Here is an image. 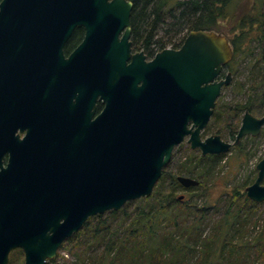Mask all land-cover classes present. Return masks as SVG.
<instances>
[{"label": "water", "instance_id": "1", "mask_svg": "<svg viewBox=\"0 0 264 264\" xmlns=\"http://www.w3.org/2000/svg\"><path fill=\"white\" fill-rule=\"evenodd\" d=\"M132 8L130 0L0 1V264L14 249L24 264H46L88 218L148 198L185 139L204 156L260 135L264 115L248 110L233 141L201 135L232 80L230 71L220 77L233 56L225 34L189 31L180 47L136 68L126 65ZM75 28H83V40L64 58ZM28 58L46 66L38 97L66 112L54 137L19 140L15 132L10 70ZM96 100L104 106L93 118ZM255 167L245 193L262 203L264 156ZM176 180L184 188L199 184Z\"/></svg>", "mask_w": 264, "mask_h": 264}, {"label": "trees", "instance_id": "2", "mask_svg": "<svg viewBox=\"0 0 264 264\" xmlns=\"http://www.w3.org/2000/svg\"><path fill=\"white\" fill-rule=\"evenodd\" d=\"M130 1L138 44L155 38L154 45L164 47L165 38L171 36L176 49L189 31L213 30L225 34L232 45L228 71L236 73L238 62L247 60L246 81L233 84L244 100L216 103L214 126L208 130L234 140L244 112L264 115V0ZM223 24L227 30H222ZM189 153L177 172L166 171L170 162L161 170L148 198L88 218L62 242L60 248L68 245L73 259L60 264H264V202L250 201L245 193L254 180L234 184L212 199L214 166L223 154L202 156L191 147ZM182 175L199 184L184 188L176 180ZM179 190L183 193L177 195ZM9 258L8 264H24L20 249L11 251ZM46 264H58L57 259Z\"/></svg>", "mask_w": 264, "mask_h": 264}, {"label": "flooded vegetation", "instance_id": "3", "mask_svg": "<svg viewBox=\"0 0 264 264\" xmlns=\"http://www.w3.org/2000/svg\"><path fill=\"white\" fill-rule=\"evenodd\" d=\"M132 30L133 24H131L130 37L128 38L130 51L126 65H134L136 68H142L143 63H152L156 58V54L165 48L174 49L171 45V36L165 38L164 47L154 45L155 38L150 41L146 39L140 45L137 43ZM83 33V28H75L68 36V39L64 42L61 49L64 58L68 57L82 42ZM121 35H118L119 38L122 37ZM15 63L10 70V75L13 89L12 109L14 111V120L17 122L15 132L18 139H24L27 134L34 136V138L43 133L52 137L56 134H61L65 127L66 112L62 111L59 104V107L50 105L48 98L38 97L41 94L38 87L42 86L41 79L43 78V71H45L46 66L36 58H28ZM153 72L154 70H152ZM151 75L149 74L147 76L150 77ZM223 75L224 71L220 77L223 78ZM94 106L93 118L99 114V111L104 105H102L101 101L96 100ZM69 112L71 115H74L72 109ZM7 160L8 156L5 155L3 157V163H6Z\"/></svg>", "mask_w": 264, "mask_h": 264}, {"label": "rangeland", "instance_id": "4", "mask_svg": "<svg viewBox=\"0 0 264 264\" xmlns=\"http://www.w3.org/2000/svg\"><path fill=\"white\" fill-rule=\"evenodd\" d=\"M166 27L168 29L169 25ZM224 29H228V26L226 24H223L222 30ZM228 70L229 69L226 68L223 71L225 73ZM231 72L232 80L230 84H228L227 86H223L221 94L216 99L217 104H222L224 102L235 103L244 100L243 95L234 90L233 84L236 81H246L247 60L245 59L239 61L236 67V73L233 74V71ZM211 120L212 119L210 118L207 126L211 124V126L213 127L214 125H212L213 123H211ZM207 126L203 129L201 133L203 137L215 134V132H213V128H210V130H208ZM250 137L251 136L248 135V137L246 136L242 138L239 142L240 149H238L237 144V146L232 147L228 152H226V154H223V157L217 160V162L215 163L214 177L216 178V181L213 183V186L210 189V197H212V199L221 195L223 192H225L224 190H228L234 184H239L246 179L255 180L257 173L255 165L260 160L261 156H263L264 154V127H262L261 129L260 135L257 136L254 140H251ZM221 138L225 141H233L232 138L226 133L221 135ZM188 146L189 145L185 139L178 146L174 147L170 158V165L168 166L166 171L177 172L176 169L178 168L179 162L190 154ZM238 150H240L241 153ZM251 183L252 182L250 181V183L248 184L250 185ZM182 193L183 190H179L177 192V195ZM197 202L199 203L198 200ZM261 208H264V203L262 204ZM67 247L68 245L63 248H59L55 257L57 259L58 264L64 262L65 259H73L72 255L68 253Z\"/></svg>", "mask_w": 264, "mask_h": 264}]
</instances>
